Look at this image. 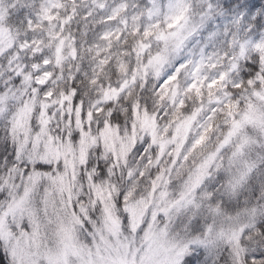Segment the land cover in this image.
I'll return each mask as SVG.
<instances>
[{"label":"snow or ice","instance_id":"snow-or-ice-1","mask_svg":"<svg viewBox=\"0 0 264 264\" xmlns=\"http://www.w3.org/2000/svg\"><path fill=\"white\" fill-rule=\"evenodd\" d=\"M0 264H264V0H0Z\"/></svg>","mask_w":264,"mask_h":264}]
</instances>
